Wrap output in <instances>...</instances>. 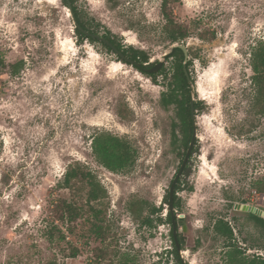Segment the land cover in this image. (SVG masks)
<instances>
[{"label": "rangeland", "instance_id": "374dc122", "mask_svg": "<svg viewBox=\"0 0 264 264\" xmlns=\"http://www.w3.org/2000/svg\"><path fill=\"white\" fill-rule=\"evenodd\" d=\"M81 18L123 47L164 60L149 77L99 41L81 40L63 0H0V264H179L164 196L185 147L178 108L165 106L175 59L164 30L163 0H72ZM168 12L189 27L188 67L195 87L198 141L180 176L175 207L188 264H228L224 219L246 259L264 257V238L237 203L264 210V114L253 108L252 50L264 41V0H168ZM23 61L19 72L12 64ZM176 131L174 132V128ZM111 132L136 151L134 165L111 171L94 156L92 139ZM174 133L177 135L174 141ZM90 169L106 189L93 216L89 185L75 195L85 208L71 222L56 212L70 164ZM164 207L162 222L141 223L133 201ZM141 217L149 206L140 208ZM159 213L153 214L156 219ZM181 220L179 223L178 220ZM56 221L66 238L50 242ZM101 224V236L95 225ZM183 226L186 229H183ZM72 247L77 256H70Z\"/></svg>", "mask_w": 264, "mask_h": 264}, {"label": "trees", "instance_id": "16d2710c", "mask_svg": "<svg viewBox=\"0 0 264 264\" xmlns=\"http://www.w3.org/2000/svg\"><path fill=\"white\" fill-rule=\"evenodd\" d=\"M72 9L75 16L76 21L79 25L90 33H97L94 29H92L80 16L79 11L72 0ZM64 4L68 6L67 0H63ZM168 0H163L161 11L166 19L164 24V30L168 33L169 39L171 43L174 45L186 37L189 36V27L183 23L176 21L173 17L170 16L168 12ZM75 31L77 36L81 40H89L90 42H101L107 50L111 52H115L113 46L117 47L126 57L139 61L142 64L144 62H148V57L144 50L136 49L134 47H123V45L116 40L115 37L109 35H103L105 39H107L112 45L102 41L98 38H94L90 35L85 34L79 27H75ZM119 56V55H118ZM175 59V67L173 73V80L171 83V88L168 92L163 93L162 103L165 106H169L170 104H175L178 108V118L179 122L175 126H179L181 131L183 132L182 144L185 147V151H183V156L185 157L187 149L189 147L192 133H193V120L191 113V101L192 94L191 89L192 85L188 81L187 75L184 70V61H185V53L183 49L179 46H172L171 52L168 54V58ZM119 60H122L125 63L132 64L131 62L121 58L119 56ZM2 65H5V61L3 59L0 60ZM192 63V60H188L186 63L187 68ZM23 61H19L17 63L12 64L13 73L19 72L22 67ZM153 64L148 63V66ZM135 68L147 74L149 77H153L155 73H149L145 71L142 67L138 65H134ZM251 66L253 69L252 81L256 87V95L253 108L256 112L264 114V41L260 42L257 47L252 50L251 54ZM164 70V66L160 69L162 72ZM194 105L196 110H200L203 106L202 100H194ZM176 131V127L174 128V132ZM176 133H174V141L177 139ZM198 141V139H197ZM196 141V143H197ZM92 147L93 153L96 159L105 167H107L111 171H122L131 168L136 161V151L133 149L131 144L120 137L119 135L113 134L111 132H97L93 135L92 139ZM196 150V146H194L193 151ZM192 151V152H193ZM182 158L180 162V166L183 162ZM179 166V168H180ZM187 165L184 170L187 169ZM87 167L77 163L70 164L67 170L64 173V177L59 181V186L63 188H67L71 190L73 196L70 198H60L57 205V216L58 219L62 222H71L75 220L81 214L82 210L85 208L82 204H78L77 200L74 198L77 192L80 190V183H87L89 185V189L87 191L86 201L89 204V210H92V214L97 219L99 218V213L101 212V208L99 209L95 203L97 201H102L106 197V189L98 180L97 176L90 170L86 169ZM178 168V170H179ZM177 170V172H178ZM176 172V173H177ZM176 175V174H175ZM175 177V176H174ZM174 179V178H173ZM172 179V181H173ZM172 183V182H171ZM181 180L179 178L176 186H175V195H174V207H177L178 204V189L180 188ZM169 201V189L164 196V202L166 205ZM143 204H147L149 206V213L146 216L141 217L140 208ZM130 211L137 216V218H141V223L147 226H153L154 220H158L162 222L164 220L162 216V212L164 207L162 205L157 206L155 204H149L145 200H140L138 202L133 201L130 204ZM158 214V217L154 219L152 217L153 214ZM247 217L250 221L254 222L257 227L260 235L264 238V216L257 215L253 212L245 211ZM165 220L172 223V215L171 212H168ZM95 225V233L97 236H101V224L97 222ZM215 231L218 234L225 236L229 239L228 251H227V262L228 264H264V257L261 255L254 256L253 259H246L245 253L240 246L232 243L234 240L235 232L234 228L229 224L228 221L224 219H219L215 223ZM45 237L52 243L64 240L66 235L61 227L56 223V221L49 223L44 230ZM172 237H173V247L172 249H167V253L173 255L176 262L179 264H188L181 253L179 251L177 243L175 241V237L172 229ZM179 242L181 244V249L184 250V245L180 236H178ZM78 249L76 247H72L70 256H77ZM45 264H58L56 260H49Z\"/></svg>", "mask_w": 264, "mask_h": 264}, {"label": "water", "instance_id": "95a60500", "mask_svg": "<svg viewBox=\"0 0 264 264\" xmlns=\"http://www.w3.org/2000/svg\"><path fill=\"white\" fill-rule=\"evenodd\" d=\"M67 2H68V9H69V12H70L71 16L73 17L75 27H79L85 34L90 35V36H92L94 38H98V39H100L102 41H105L106 43H109L110 45L113 46V44H111L102 35L97 34V33H90L88 31H86L85 29H83L79 25V23L76 21V19H75L71 1L67 0ZM173 46L181 47L183 49L184 53H185L184 70H185V73L187 75L188 81L192 85V89H191V94H192L191 113H192V120H193L192 121L193 122V133H192L191 141H190L189 147L187 149L186 155H185V157L183 159V162H182L178 172L176 173V175H175V177H174V179H173V181L171 183V186L169 188V201H168V204L166 205V212H165V214H167L168 212H171L172 219H173V234H174L175 241L177 243L178 249H179V251L182 252L181 244H180L179 239H178V227H177V220H176V210H175V207H174L175 186H176L180 176L182 175V173L184 171V168L187 165V162H188V160L190 158V155H191V153L193 151V148H194V146L196 144V141H197V138H198V127H197V120H196V108H195V105H194V100H195L194 99V93H195L196 90H195V87L193 85L192 78L190 76L189 70H188V68L186 66V63L189 60V54H188L187 46L184 45V44H174ZM113 48L116 51L117 55H119L121 58L131 62L134 65H138V66L142 67L143 65L147 64V63L142 64L139 61L130 59V58L126 57L120 50H118L117 47L113 46ZM168 54L169 53H166L165 56L167 57ZM163 65H164V60H160L159 62H157L152 67H143V69L145 71L149 72V73H155V72H158L163 67ZM235 208L243 210V211L253 212V213L257 214V215L264 216V210L263 209H260V208H258L256 206H253V205H249L247 203H237L235 205ZM183 229H186V227L183 226Z\"/></svg>", "mask_w": 264, "mask_h": 264}, {"label": "flooded vegetation", "instance_id": "af4514ba", "mask_svg": "<svg viewBox=\"0 0 264 264\" xmlns=\"http://www.w3.org/2000/svg\"><path fill=\"white\" fill-rule=\"evenodd\" d=\"M67 7H68V6H67ZM116 54H117V53H116ZM144 63H147V64H146V65H143V66H142V68H143V67H152L153 65H155V64H156V63H154L153 65H151V66H148V62H144ZM144 63H143V64H144ZM166 215H167V214H166ZM176 220H177V218H176ZM178 222L180 223V222H181V220L179 219V220H178ZM172 223H173V219H172ZM172 225H173V224H172Z\"/></svg>", "mask_w": 264, "mask_h": 264}]
</instances>
